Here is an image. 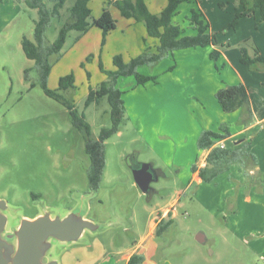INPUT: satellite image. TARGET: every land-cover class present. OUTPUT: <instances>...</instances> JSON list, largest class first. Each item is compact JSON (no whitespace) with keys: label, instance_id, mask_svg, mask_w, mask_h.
<instances>
[{"label":"rangeland","instance_id":"obj_1","mask_svg":"<svg viewBox=\"0 0 264 264\" xmlns=\"http://www.w3.org/2000/svg\"><path fill=\"white\" fill-rule=\"evenodd\" d=\"M144 1L153 14H158L166 5V0ZM237 2L183 0L173 23H178L182 29L187 23L185 35H192L196 31L189 29L186 18L191 10H201L216 35L219 49L234 48L236 45L232 43L240 39L241 44L247 39L256 44L254 36L260 32L259 39L264 41V25L257 32L262 22L255 17L242 19L236 29L222 31L232 21ZM72 3L67 0L61 17L52 21L45 34L46 44L57 37L69 17L67 10ZM88 7L92 18L99 17L103 9L110 11L116 30L106 35L103 46L102 31L92 24L83 35L68 32L61 57L53 55L49 59L52 68L46 88L57 90L59 79L73 74L74 88L61 90L59 94L74 107L79 117L84 115L91 126V137L97 138L102 128L111 126L106 97L85 107L89 91L97 90L107 80L98 64L101 63L105 71H115L114 56L121 55L128 62L148 48L153 51L156 40L147 36L143 22L123 18L116 8L108 5V0H91ZM36 19V10L28 8L23 0H0V200H4L16 216L29 219L40 213L41 203L55 213L66 215L84 201L88 203V220L111 224L97 233L85 232L79 243L62 245L58 253L54 252L59 264H94L100 254L101 259L96 264H126L122 257L139 245L146 255L144 264H264V217L250 214L234 224L231 195L237 189L232 186L237 180L236 170L229 169L217 182L189 187L191 170L173 163L170 151L152 150L146 133L141 135L134 127L132 116L130 122L124 119L119 132L106 141L102 183L98 191L88 193L85 135L73 127L68 109L44 93L39 73L21 47L23 37L33 40ZM177 52H174L175 58L167 57L158 64L175 65L176 60H180ZM201 58L208 60L204 55ZM25 70H28L26 79ZM256 72L264 74V69L260 66ZM127 82L135 81L133 77L120 78L118 87ZM251 91L258 110L259 91L253 88ZM124 96L128 97L129 106L137 101L129 90ZM138 107L136 103L134 108L144 119V108L138 111ZM253 148L264 150V139L255 142ZM132 156L139 163H154L165 174L151 184L150 195L141 192L134 182L127 161ZM183 173L188 178L183 179ZM248 175L247 187L257 178ZM247 177L242 176L246 181ZM178 193L180 200L175 205L172 226L161 236L153 234L148 238L150 223L176 200ZM32 195L38 196V200ZM240 209L236 206L237 211ZM199 234L204 238L202 243L196 239ZM80 248H84L87 255L78 259Z\"/></svg>","mask_w":264,"mask_h":264},{"label":"trees","instance_id":"obj_2","mask_svg":"<svg viewBox=\"0 0 264 264\" xmlns=\"http://www.w3.org/2000/svg\"><path fill=\"white\" fill-rule=\"evenodd\" d=\"M71 7L68 8V19L59 29L55 40L46 44L45 34L51 26L52 21L61 17V10L65 7L67 0H23L25 5L37 12V19L34 22L33 40L23 37L21 47L26 58L34 63V67L39 73L40 81L44 93L65 106L70 114L74 128L83 131L85 135L84 150L89 159L86 169L88 182V193L99 190L103 180L106 167V141L117 134L120 125L125 119V103L123 92L118 87L120 78L133 77L137 85H144L147 82L157 83L156 76H145L139 72L142 67H154L167 57H173L175 51L184 49L209 48L208 54L211 61H218L220 49L215 33L210 32V24L201 10H191L186 18L189 25L196 31L195 35H185L184 29L173 23V18L177 15L179 6L183 0H166V5L158 14L149 11L144 0H108V5L116 8L120 15L126 19H133L143 22L146 34L149 38L157 41V46L153 51L146 49L143 53L125 62L121 55L113 57L115 71L108 72L103 69L101 63L99 70L107 75V80L103 81L95 91L90 90L86 98L85 107L91 103L98 102L106 97L109 105V115L111 126L102 128L97 138H92L91 126L85 121L84 115L78 116L74 107L66 102L59 94L61 90L74 88L75 79L73 74H68L59 79L58 89L51 91L46 88V82L50 76L52 65L50 57L57 55L61 57V50L66 42L68 32L77 31L81 35L85 34L92 24L102 31V46L105 37L110 32L116 30V21L110 11L103 9L101 15L92 18L88 4L91 0H72ZM235 7L234 17L231 22L222 28V31L235 29L239 21L254 17L259 13L260 22H264V0H238ZM91 21V23H90ZM256 24L255 28H257ZM79 38V36H78ZM228 47V46H227ZM240 63L249 67L253 71H258V66L264 69V58L256 44L248 39L239 44ZM251 48L252 51H249ZM174 66L170 67L173 70ZM28 70L24 71L25 79ZM89 77V74L87 75ZM215 99L224 113H234L239 109L245 110L249 118L253 117L250 96L247 88L242 83L235 85H225L215 93ZM246 122V121H245ZM230 136L229 127L221 124L218 131L205 130L200 133L197 139L198 150L208 151L204 167L192 165L190 170L197 173L202 183H213L220 175L226 173L234 164H238L243 169L245 177L249 178L248 170L258 165L256 155L249 151L250 145L247 143L233 149H221L216 146L218 141H224ZM128 164H138L135 156L128 157ZM34 200L38 196L32 195ZM174 222L171 213L156 223L154 235L161 236L169 229ZM143 254H132L126 264H144Z\"/></svg>","mask_w":264,"mask_h":264},{"label":"crops","instance_id":"obj_3","mask_svg":"<svg viewBox=\"0 0 264 264\" xmlns=\"http://www.w3.org/2000/svg\"><path fill=\"white\" fill-rule=\"evenodd\" d=\"M254 17L258 19L259 13L256 12ZM127 20L131 21V19ZM241 21L238 25H241ZM263 25L264 22H262L259 29L257 28L258 30L256 29L257 32L262 29ZM182 27L185 32L187 23ZM191 28L190 26L189 29ZM250 28L252 30V27ZM209 31L211 32V27ZM260 34L261 32L256 33L254 37L256 45L264 58V41L259 39ZM192 35H195V33ZM239 41L236 40L232 43L236 45L234 48L220 49V58L216 62L211 61L208 57L212 47L179 50L177 53H180V60H176L175 65L166 63L164 66H160L161 64H158L150 71L144 67L140 68L141 74L156 76L157 83L147 82L144 85H137L136 82H127L123 87H120V90L124 93L125 120L130 122L132 116L134 127L139 134L146 133L151 149L170 151L173 155V163L184 166V170H190L193 164L197 167L205 166L208 151L198 150L197 148V139L202 131H218L221 124H226L230 132V136L223 141L226 148L233 149L247 143L250 145L249 151L256 155L258 165L248 170V173L256 176V181L251 182L252 185L247 187L249 185L247 183L250 181L248 178L247 181L243 180L241 166L239 165L240 168H237L235 164L230 168L231 171L232 169L236 170L235 178L237 179L232 182L233 189L236 186L237 189L231 195L234 203L231 210L234 215L233 219H235L234 224H238L240 218H245L250 214L251 217H256L257 214L258 217H264V150H254L253 148L255 142L264 139V74L257 73L240 63L238 47L241 42ZM156 46L157 41L154 48ZM198 49H201L202 52ZM203 55L207 56L208 60H203L201 58ZM176 56L177 54L173 55L174 58ZM172 66H174V69L170 70ZM238 83H242L247 88L250 96L252 118H249L247 112L242 109L230 114L224 113L215 99V93L218 89L225 85ZM126 86L129 87L125 89ZM252 88L259 91V97L261 98L259 103L256 102L259 106L258 110H256L252 99ZM127 90L134 94V98L137 99L130 106L127 102L128 97L124 96ZM136 103L139 105L138 111L140 107L144 108V119L135 110ZM260 104L262 105L260 106ZM163 130L165 131L163 132ZM187 150H192V152L188 153ZM152 167L159 176L165 177L161 168L156 167L154 163H152ZM182 175L183 179L188 178L187 174L183 173ZM221 177H218L215 181H219ZM188 182L189 187L193 185L200 186L202 183L198 174L192 172ZM260 184H263L262 188H260ZM179 200L180 194L178 193L176 200L165 208V211L158 213V217L150 223L148 238H152L156 223L165 218L168 213H171L173 218L176 216L175 205ZM241 204H245V206ZM236 206H240L241 209L237 211ZM242 210L243 213H241ZM142 249L143 247L139 245L129 255L123 256L122 260L127 263L129 257L134 253L143 254L146 260V255ZM80 250L79 256L77 255V257H80L78 259L87 255L84 248H80ZM100 259L101 254L97 256L94 264L99 262Z\"/></svg>","mask_w":264,"mask_h":264},{"label":"water","instance_id":"obj_4","mask_svg":"<svg viewBox=\"0 0 264 264\" xmlns=\"http://www.w3.org/2000/svg\"><path fill=\"white\" fill-rule=\"evenodd\" d=\"M135 184L150 195L151 184L158 180L152 164H129ZM88 203L80 202L66 215L40 204V213L32 218L16 216L4 200H0V264H59L54 252L62 245L81 241L85 232L97 233L111 224H96L86 218ZM204 242L201 234L196 237Z\"/></svg>","mask_w":264,"mask_h":264},{"label":"built area","instance_id":"obj_5","mask_svg":"<svg viewBox=\"0 0 264 264\" xmlns=\"http://www.w3.org/2000/svg\"><path fill=\"white\" fill-rule=\"evenodd\" d=\"M216 146H218L221 149H225L226 148V146H225V144H224L223 141H218L217 144H216Z\"/></svg>","mask_w":264,"mask_h":264},{"label":"flooded vegetation","instance_id":"obj_6","mask_svg":"<svg viewBox=\"0 0 264 264\" xmlns=\"http://www.w3.org/2000/svg\"><path fill=\"white\" fill-rule=\"evenodd\" d=\"M154 174H157L156 171L154 172Z\"/></svg>","mask_w":264,"mask_h":264}]
</instances>
